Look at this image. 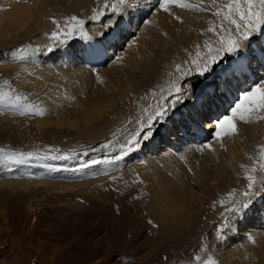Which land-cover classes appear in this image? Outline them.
Returning a JSON list of instances; mask_svg holds the SVG:
<instances>
[{
	"label": "rangeland",
	"instance_id": "rangeland-1",
	"mask_svg": "<svg viewBox=\"0 0 264 264\" xmlns=\"http://www.w3.org/2000/svg\"><path fill=\"white\" fill-rule=\"evenodd\" d=\"M54 1L41 4L43 8L39 16L47 24L39 29L40 31L35 33L31 31L28 37L11 32L8 37L0 39V90L11 92L14 96L26 97V103L44 110V115L32 113L22 115L11 105L0 103V150H2L0 151V264H197V256L201 257V260H207L211 256L218 261V264H264V258L262 260L264 249L259 247V242L264 239V221L261 219L264 215V194L258 196L256 193L252 197V204L243 214L226 212L228 204L232 205L234 201L241 200L240 194L246 190L247 186L244 187V184L235 186L230 180L232 176L243 173L250 166L248 153L244 154L242 161H236L234 158L231 160V162L235 160L236 167L230 166L233 172L226 178L221 177L224 179L219 180L218 186H215L217 184L215 178L207 184L201 176H195V169L187 164L192 161L188 160V156L187 159H180L179 155L185 145L180 147L174 146L173 143L170 145L168 138L163 140L164 137H161L157 128L170 119L168 116L159 124H155L153 138L147 143L140 140L139 146L131 145L132 150L127 155H123L130 141L134 138L139 139L136 133L141 130L142 121H145L147 115L150 114V106H155L157 103H168L174 99V95H167V89L173 82L177 83L180 79L181 73L176 70V65L179 64L182 69H186L191 60L189 62L179 60L172 70H167L161 80L171 78L174 74H177L178 80H170L168 83L161 81L160 88L155 91L157 94L155 97L146 95V98L151 97L146 100V104L143 103L135 109L129 104L130 98L127 99V105L124 106L125 111L132 114L129 113V118H123L127 113L121 107L119 112L109 111L105 116L97 118L89 129H83V132L81 129H70L71 127L67 129L65 125L58 129L51 124L46 125L43 130H36V121L46 118L53 121L57 119L55 114L51 116L48 112L54 107H51L53 102L50 99L51 95L58 97L59 93L54 91L53 86H57L52 85L54 82L52 84L50 81L45 82L48 94L41 83L35 86L29 78L31 76L29 69L41 70L43 67L50 66L63 70L73 68L70 72L74 76L60 78L59 85L66 88L64 91L62 89V92L66 93L67 99L72 98V102H79L78 105L88 101V97L82 93V87L78 85L75 89L76 86L70 83L82 82L81 78L75 80L73 77L77 74L81 75L79 69L83 68L87 62L78 59L81 54L79 50L82 49L79 39L84 35V29L82 32L77 30L79 33L75 32L67 38L63 35L71 17L75 16L83 22L84 20L77 15L75 10L72 13L59 14L63 11L64 2L59 0L61 2L54 5L52 4ZM154 3L151 6L147 5V9H144V5H135L138 9L134 13L138 18L134 20L132 19L133 14L130 15L132 13L130 10L125 12L122 23L125 21L128 23L127 29L125 33L118 29L115 30L113 39L108 42L106 40L105 45L101 47V53H103L97 62L98 66L101 68L113 66L116 58L124 54L127 45L134 38L139 37L141 29L151 19L154 11L160 9L158 1ZM1 7L0 2V9ZM59 8L62 9L58 11ZM117 15L99 13L97 18L99 20L96 19L93 22L100 21L99 25L107 24L108 20H113ZM121 19H118L119 22ZM84 24L85 22L83 26ZM95 30L99 35L100 31ZM54 32L61 33L58 39L53 38L52 33ZM100 35L99 38L105 35L107 37L108 33ZM206 38L212 45L215 38L218 40L212 32H208ZM257 38L264 43V35H259ZM119 42H122L121 45ZM66 45L70 48L66 49V59H63L65 55L62 56L58 48ZM24 50H28L27 53ZM201 51L203 54L205 49L202 48ZM22 55L23 58H17ZM65 62L68 64H64ZM251 63L253 65L246 72L250 74V77L242 79L241 86L240 81L234 83L235 77L227 84L237 92L238 97L257 85H264V56L257 61L251 59ZM76 69L77 71L74 72ZM89 72L92 76L88 78L85 85L95 89L98 79L97 70L93 69ZM185 78H190V76L182 78L181 81ZM194 78L196 83L198 80L200 84H210L208 85L210 93L202 96L206 99L204 106L207 110L205 112L203 106L204 112L201 118H206L207 125H212L211 129L206 125L204 127L207 132L211 133L215 130V123L212 124V118L207 119V117L211 116L210 113L214 109V106H211L212 101L216 106L221 104L220 112L216 115L218 118L225 111V106L229 107L232 103L219 97L216 83L221 90L223 88L220 86L221 78L214 79L212 74L206 77L196 75ZM223 85L229 88L224 83V78ZM161 89L165 90L163 100L160 99ZM192 90L187 91L188 95L198 93L197 88L194 87ZM116 94L117 97L119 93ZM48 100L51 104L49 107H47ZM66 102V100H61L58 106L73 109L70 104L72 102L69 101V104ZM189 103L185 101L179 106L187 107ZM78 105L76 104V107ZM145 109L149 111L145 112ZM174 113H180L178 106L169 115ZM225 115H230V110H227ZM91 128L96 132L99 130L100 133L96 135L94 132V136L92 131L88 132ZM262 128L263 131L259 132L261 138L259 134L256 135L255 141L254 138H247L255 148L264 145V127ZM104 130L107 134L102 135ZM179 131L181 134L180 128ZM227 138H229L228 135L225 136V139ZM154 140L155 145L152 147ZM216 140L217 138L214 137L206 144H211ZM226 141L229 142V140ZM230 142L232 146L226 143L225 147L227 146L226 149L231 152L235 140ZM166 144L173 147L169 152L164 150ZM206 144L200 146L204 147ZM148 148L150 152L156 151L155 156L147 155ZM194 148L197 150L198 147ZM248 150L249 147L246 148V151ZM170 152L172 154L169 155H173V158H169L171 161L162 160V157L168 156L166 153ZM3 153H23L25 155L16 157L19 162H15V160L5 159ZM29 153H31L30 156L27 155ZM199 153L202 158L205 156L201 155L202 152ZM222 156L224 157H220L217 161L225 163V158L229 160V153H223ZM177 162L183 164L184 171L180 170ZM140 163H145V166L149 163L151 167L147 166L148 169L144 167L141 172L138 169ZM220 166L225 167L223 164ZM152 168L154 172H150ZM146 169L148 171H145ZM245 181H247L246 178ZM161 183L166 184H164L167 186L166 189L173 185L175 192L187 197L183 199L184 201L191 200L190 207H185L188 212L185 209L175 211V213L166 212L167 209L159 205L162 201L159 194L165 189ZM184 183L188 185L184 187ZM257 186L260 190L261 187ZM222 192L224 193L221 194ZM229 193H234V195L230 197ZM221 201L224 202L223 205ZM225 217H228L227 221ZM222 223H227L228 227L223 229L221 235L219 230ZM251 229L259 231L258 234L255 236L253 232L251 234ZM247 245L250 248L244 247ZM233 251L238 253L233 255ZM262 253L263 256H260Z\"/></svg>",
	"mask_w": 264,
	"mask_h": 264
},
{
	"label": "bare ground",
	"instance_id": "bare-ground-1",
	"mask_svg": "<svg viewBox=\"0 0 264 264\" xmlns=\"http://www.w3.org/2000/svg\"><path fill=\"white\" fill-rule=\"evenodd\" d=\"M48 1L51 2V0H1L0 2L2 4V7L0 9V39H4L5 37H8L11 32L12 33L14 32L15 34L20 33L22 36L28 37L31 34V31H33L32 33H35V32L40 31L39 29L44 28L46 26L47 22L42 21L39 14L43 8L41 5L42 2H48ZM155 1H158V0H128V3L124 6V10L121 13H119L116 17H114L113 20L112 19L108 20L107 24L104 23L103 25H99L100 21L93 22L94 20L92 19V16L94 15V13H98V14L103 13L106 15L113 14V11H112L110 6L105 7V4L110 5L112 3V0H69V1L63 0L64 5H65L64 8H66V9L63 8V11L59 12V14L63 15V14H66L67 12L72 13L75 10V11H77V15L79 17H81L85 22V24L83 26V29H84L83 34L84 35L82 36V34H80L82 37L79 36L80 37L79 43L81 44L82 49L79 50L81 54H80V56H78V59L82 60V61H87V62L85 63L86 65L83 68H80V69L78 68L81 72V75L77 74L76 77H73L75 80H77L78 78H81L82 82H85V83H82L79 80H78L79 82H77V83H76V81L70 82V83L73 84L74 87L76 86L75 89L77 88L78 85H80L82 87V93L84 94L85 97H88V101L85 103L80 101L81 105H78L79 102L78 103L72 102L73 101L72 98L67 99L66 93L62 92V89L64 91L66 88L61 87L59 85L60 78H66L68 76L71 77V75L74 76V74H72L70 72V70H72L73 68L63 70V69L56 68V66H52V67L50 66L48 68L43 67L41 70L29 69L30 73H31V76L29 78L31 79L32 83L35 86H39V84L41 83L42 86H44V88H45L46 87L45 82L50 81L51 84L54 82L52 85H54V84L57 85V86H53V87H55L54 91L59 93L58 97L57 96L53 97V95H51V98L49 97L50 99H52L51 101H53L51 103L52 104L51 107L54 106L56 108H54V107H53L54 109L51 108L52 111L50 110L48 113H50L49 115H51V116H53L52 114H55L57 116L56 117L57 119H55V121H53L50 118H46V119H42L40 121H36V124H35L36 130H38V131H40V129L43 130L44 127H46V125L48 126L51 124L52 126H55L58 129H59V127L62 128L61 127L62 125H65V126H67V129H68V127L69 128L71 127L70 129H73V128L81 129V132H83L82 131L83 129L88 130L89 127L93 124V122L95 120H97V118H100L103 115L105 116V114L109 113V111L110 112L112 111V113L113 112H119V109L121 110V107H122L124 112H126L124 105H127V101H126L127 99L129 100V98H130L129 104L131 106H134L133 108H135V109L139 108L140 106H142L143 103L146 104V102H147L146 100L147 99L149 100L151 98L150 96H153L150 93L158 91V88H160L159 85L161 86V83H160L161 81L162 82L166 81L168 83V81H170V80L171 81L172 80H176V81L178 80L177 74H174L171 78H165V79L163 78L162 80H161V78L163 77L162 76L163 74L165 75V73H167V70H169V71L172 70V68H174V65H176V63H179V60L183 61V62H185V61L189 62L196 55V52L198 51V48H197L198 45H199V51H201V49L204 48V43H205V41L208 40L206 38V35L209 32L208 28L211 26L209 22H212V24H214L217 28H219V24L221 23V21H220V18H218L212 14V12L215 11V8L212 6L211 0H204L203 5H201V7L209 9V11H198L196 9H187V8H182V7H179L176 5H170L168 12H165L162 9H159V10L156 9L154 11V14L152 15L151 19L141 29V31L139 33V37H136V38L133 37L134 39L125 48L124 54L118 56V57H120V59L119 60L116 59V62L113 64V66H109L108 68H101L97 64V62H99L101 54L103 53V52L101 53V47L103 45H105L106 40L108 42V41H111L113 39L114 34H115L114 33L115 30L118 29V30H121L125 33V31L127 29V24H128L126 21L124 23H122L123 15H125V12L127 10H130V12H132V13H130V15L133 14L132 19L134 20L137 17V15L134 13V11L136 12V9H138V8H135V5L136 6L137 5H144V9H147L146 8L147 5L151 6V4H155L154 3ZM57 2H61V1L55 0L52 4L56 5V4H58ZM186 2H189L192 4H199L200 0H186ZM224 2H226V0H217L218 4H223ZM49 9H50V7H49ZM60 9H62V8H59L57 10L60 11ZM142 11H144V10L142 9ZM92 13H93V15H92ZM50 17H52V16H50ZM177 17H179V19H177ZM119 18H122L120 20L121 23L118 20ZM97 20H99V19H97ZM41 21H42L43 25L41 24ZM223 23H224V26L226 28L231 27L227 21H224ZM95 29L100 31L99 35ZM76 32H78V31H76ZM105 32L108 33L107 37L105 35L102 38H99V37H101L100 34L105 33ZM78 33H77V35H78ZM259 35L261 36V33H259V32L253 33L252 36H254V37L252 39H250L248 42H245V47L240 50L242 53L248 54V47L250 45V47H251V49H252V51L256 57V59H255L256 61L259 60V58H263V56H264L263 55L264 54V43L261 42V40L257 38ZM77 38H78V36H77ZM213 38L214 37H212V39ZM216 40H217V38H215L214 41L212 42L213 46L216 45V42H217ZM121 43L119 42L120 45H121ZM68 48H70L69 45H66L64 47H59L58 48L59 53H62V56H64L66 51L68 50ZM205 51H206V49H205ZM202 52L203 51H201V55H203ZM234 58L238 59L239 55L234 57ZM63 59H66V55H65V58H63ZM225 62L228 63L227 60H225ZM87 63H89V64H87ZM252 63H253V61H252ZM252 63H251V65H253ZM64 64H66V62ZM255 65L257 66V64H255ZM188 67L189 66H187L186 68H188ZM93 69H95V71L97 70L96 77L98 78L97 79V86L95 89L92 88L91 86L89 88V87H87V85H85L87 83L88 78H90L92 76L89 71H93ZM76 71H77V69L74 72H76ZM249 72L251 73V71H249ZM261 73H262V71H261ZM246 74L247 73L241 75V74L237 73L236 77L233 79L234 83L240 81V86H241L243 84V83L241 84V82H242L241 80L242 79L244 80V79L250 77L249 73L247 74L248 76H246ZM180 76L181 75H179V77ZM195 76H196V74L193 73L192 75H190V78H187V79L185 78L182 81H181V79H179V81H177V83L181 86L182 92L188 91V89H187V83L189 81L188 79H190V81L193 85L192 89L194 90V87L197 88V90H198L197 94L191 93L188 96L184 97V99L187 103L190 102L189 104H187V106L189 108L193 107L192 111L199 112V110H200L201 114H198V116L202 117V113L204 111L206 112V110H207L206 107L204 106V102L206 101V99L202 98V96L206 95L210 91V90H208L209 89L208 87H210L208 85H210V84H200L198 82V80L196 83L195 78H194ZM222 78H223V75L221 74V79ZM214 79H216V78H214ZM231 80H232V78H231ZM67 81H69V80L67 79ZM215 81H217V80H215ZM233 86L238 87L239 85H233ZM52 88H51V90H52ZM47 89H48V87L45 88L46 94L49 93V91ZM116 93H119V95L117 97H116V95H117ZM242 94H240V95H242ZM146 95H150V96L148 98H146ZM219 97L222 98L223 95L220 94ZM61 100L62 101L66 100L67 101L66 103L71 101L72 103H70V104H72L71 106L73 107V109L69 110V109H65L62 106L59 107L60 106L59 102ZM51 104L49 101V103L47 104L48 105L47 107H49ZM76 104L78 105L77 107H76ZM179 105H181V104L177 105L180 108ZM220 105L216 106L215 103H213V101L211 103V106H214V109L211 111L212 113H210L211 116L207 117V119L212 118V120H211L212 122L210 121L212 124L215 123V122H213L215 119H218V117H216V115L220 112ZM198 106L201 109H199ZM203 106L205 107L204 111H203ZM218 106H219V108H218ZM75 107H76V109H75ZM62 108H63V110H62ZM181 108H182V106H181ZM45 110H46V108H45ZM134 112H135V110H134ZM179 112L185 116V119L187 121L185 119H184V121L178 120L176 123L175 120L179 115L175 114V113L172 115H169L170 119H168V120L170 121V123L167 124V123H165L167 121H164L163 125H161L160 127L157 128V129H159V131L162 135L161 137H164L163 140H166L167 138L169 139L168 140L169 142H170V140H173V138L170 136V132H173V130H176V128H173V127L179 126V128L182 131L181 134L183 135L185 129H187L189 127L187 122L191 121V123H193V124L195 123L193 120H191L189 118V115H188L189 111H186V110H184V108H182L179 110ZM129 113H130V115H132L131 112H128L127 114L124 115V117L123 116H121V117L129 118V116H130ZM204 119L206 120V118H204ZM119 121H121V120H119ZM263 121L264 120L257 119L256 116H253L251 122H248V123L237 121V127H238L237 134L228 135L229 138H227V139H225V136H222L223 138L221 137L220 139H217L215 142L211 143V149H209L207 147H206V149H204V147L198 146L197 150H195L196 148H194V147L192 148L189 145V143L186 142L184 144L185 147L183 146L184 147L182 149L183 151H181V154L179 155V157H180V159H187V156H188L189 157L188 160L191 159L192 161H190V163H187L186 161H181V162H186L189 166H193V168L196 171L195 176L196 177L201 176L207 184L209 183L208 181H211L212 178H215V180H217L216 181L217 184L215 186H218L219 180L224 179L221 177L226 178L229 176V174H231L233 172L232 169L230 168V166L235 168L236 167L235 166V164H236L235 160L236 161L237 160L242 161L244 159L243 157H244L245 153H248V156L250 159V166L247 168V170L250 171L251 168L253 167L254 163L259 161L261 152L264 151V145H263V147H260V148L256 147L255 148V147H253V143L251 141L247 140V138L248 137L254 138V141H255L257 134H259V136L261 138V135H260L261 133H259V132L263 131V128H262V126L264 127V125H262ZM105 126H107V125H105ZM206 126L211 129L212 125H206ZM112 128L115 129L113 126H112ZM167 128H169V129H167ZM91 131L93 132L92 134H94V132H96L95 130H93V128H91L88 132L91 133ZM98 132L100 133V131L98 130L96 132V135ZM106 132H107L106 130L102 131V135H104V133H106ZM181 134H179L178 137L181 136ZM191 135H192L193 139H197V136H195V135L193 136V134H191ZM191 135L189 136V138H191ZM94 136H95V134H94ZM168 136H170V137H168ZM214 137H215V135H214ZM185 138L187 139V135L185 136ZM226 140H229V142ZM232 140H235V142L233 145L234 148H232V150L230 152L229 150L226 149L227 146L225 147V144L226 143H229V144L232 143V142H230ZM252 141H253V139H252ZM144 142L147 143L148 141H144ZM153 145H155V140H154L153 144H151V146L154 147ZM170 145H171V142H170ZM230 145H229V147H230ZM248 145H250V146H248ZM161 146L163 148V145H161ZM165 147L166 146L164 145V148ZM248 147H249V150L246 151V148H248ZM200 149H202V151ZM223 150L225 152H223ZM199 152H202L203 154H201V155H205V156L202 158V156H200ZM223 153H229V155H230L229 160H228V158H225V160H226L225 163H222V162L220 163V161H217V160H219L220 157L225 156V155L222 156ZM166 154H168V156H166L164 158L161 156L162 160L169 161L170 160L169 158H173V155L172 156L169 155V154H172V152L166 153ZM178 154L179 153H177V155ZM233 158L235 160H234V162H231V160ZM200 159H201V161H199ZM175 160H177V159H175ZM193 163L195 165H193ZM147 164H148L147 165L148 167H151L149 163H147ZM220 164L225 165V167L220 166ZM145 165H146L145 163H140V167H138V169L141 170L144 167L148 169V167ZM175 165H176V163H175ZM177 165L180 166L179 167L180 170L184 171L183 164H181L180 162H177ZM228 166L230 169L228 168ZM147 169L145 171H148ZM155 171H156V169H155ZM141 172H142V170H141ZM150 172H154L153 168L150 169ZM244 174L246 176V170L243 173H238V174H235L234 176H232L230 182L235 186L236 185L239 186L240 184H244V187H246L247 181H245ZM256 175L259 178L261 176H264V172L257 171ZM210 177H211V179H209ZM164 184L165 183H161V186L163 187ZM187 185L188 184L184 183V187H186ZM225 186H227V185H225ZM21 187H23V185ZM164 188L166 189L167 186H164ZM173 188H175V187L172 185L171 188L168 187V189H166V190L164 189L163 193L161 192L159 194L160 199L162 200L161 204L159 203V205H161L162 208L167 209L166 212L167 211H170V212L173 211L175 213V211H181L184 209H185V211L188 212V209L185 207L186 206L188 207L189 205L192 204L191 200L186 199V201H184L183 199H185L186 196L185 195L183 196V194L175 192L176 189H174L175 190L174 191ZM222 188H223V186H222ZM188 190H189V187H188ZM223 193L224 192H222L221 194H223ZM257 193H258L257 194L258 196L263 195L264 189L261 188ZM221 194H219V196ZM261 198H263V197H261ZM220 199H221V197H220ZM235 200H237V198ZM187 202H188V204H187ZM228 205L231 206L230 204H228ZM163 213H164L163 215H165V212H163ZM263 214H264V211H263ZM170 215H172V214H170ZM179 215H180V213H179ZM170 219L172 220V218H170ZM261 219H263V221H264V215L262 216ZM173 221L175 222L176 220H173ZM263 226H264V223H263ZM251 230H252L251 234L253 232L254 236L257 235L259 232V231L254 230V229H251ZM244 247L250 248L249 245L244 246ZM259 247H260V249H264V239H262L259 242ZM253 248L255 249L254 244H253ZM253 248H251V249H253ZM237 253L238 252L233 251V255H235ZM256 256H258V254H256ZM260 256H263V253ZM233 258H234V256L232 257V259ZM255 258H259V257H255ZM263 258L264 257H262V260H263ZM242 260H243V258H242Z\"/></svg>",
	"mask_w": 264,
	"mask_h": 264
},
{
	"label": "snow or ice",
	"instance_id": "snow-or-ice-1",
	"mask_svg": "<svg viewBox=\"0 0 264 264\" xmlns=\"http://www.w3.org/2000/svg\"><path fill=\"white\" fill-rule=\"evenodd\" d=\"M128 0H112V3L106 4L105 7H111L114 14H119L124 10V6ZM204 0H200L199 4H192L186 0H158V6L165 12L169 11L170 5H176L187 9H196L198 11H209V9L201 7ZM212 6L215 11L212 14L220 18L221 23L217 28L212 22L208 28L209 32L214 33L218 40L216 45L213 46L210 42L205 41L204 49L206 51L201 55L198 51L194 58L191 59L190 65L186 69H182L181 65H176V70L181 73L180 79L188 77L195 73L200 77H206L212 74L214 78L220 79L221 74L224 78V83H230V79L236 77L237 73L245 74L250 66L251 59H256L250 45L248 47V54L242 53L240 50L245 47V42L250 40L253 33H261L264 35V0H226L223 4H218L217 0H211ZM98 13H94L93 20L98 18ZM179 19V17H177ZM224 21H227L231 27H225ZM56 23V21H54ZM83 21L73 16L68 22V28L63 33L64 37L73 35L77 30L83 31ZM60 32L52 33L54 39L60 37ZM28 50H24L27 53ZM239 54V58L234 57ZM15 55V54H14ZM17 58H23V55ZM117 60L120 57L116 58ZM225 60L228 61L225 64ZM187 63V62H186ZM7 83V81L5 82ZM193 85L189 80L187 89L190 91ZM164 89H161L160 99L164 98ZM169 96L174 95L168 103H157L155 106H150L151 112L147 115V119L142 121L141 130L136 133L139 139L130 141L129 147L123 152L127 155L131 151V145L139 146L140 140L148 141L154 136L155 124H159L162 120L166 119L171 112H173L178 104L185 103L184 97L188 95L187 91L182 92L181 86L173 82L167 89ZM155 97L157 94L152 93ZM26 97L13 95L11 92L0 90V103L8 104L14 107L20 114L32 113L36 115H44V110L36 105L26 103ZM148 112V109L144 110ZM256 116L257 119L264 120V85H257L248 91H245L230 109V115H224L215 121V137L220 139L222 136L234 135L238 132L237 121L248 123L251 122L252 117ZM204 147L211 149V144H206ZM202 151V149H200ZM2 151V150H0ZM4 158L7 160H15L19 162L16 157L23 156V153H3ZM31 155V153L27 154ZM119 158V157H118ZM96 163V161H93ZM243 167V165L241 166ZM257 171L264 172V151L261 152L260 159L254 163L251 170L246 169L247 188L240 195L241 200L235 201L231 206L226 207V212L229 214H243L252 204V197H254L259 190L257 185L264 188V176L257 177ZM234 193H229L232 197ZM223 201L221 204L223 205ZM228 220V217H225ZM228 227L227 223H222L220 228L221 235L223 229ZM197 264H218V261L211 256L207 260H201V257H196Z\"/></svg>",
	"mask_w": 264,
	"mask_h": 264
}]
</instances>
